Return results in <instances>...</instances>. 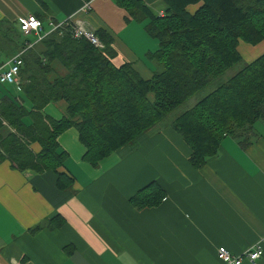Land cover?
<instances>
[{"label":"crops","instance_id":"crops-1","mask_svg":"<svg viewBox=\"0 0 264 264\" xmlns=\"http://www.w3.org/2000/svg\"><path fill=\"white\" fill-rule=\"evenodd\" d=\"M141 1L154 14L165 10L163 0ZM80 6L81 0H0V64L27 43L24 55L33 50L45 60L43 37L25 36L19 27L22 17L35 15L43 33L70 17L94 32L102 29L112 38L116 66L130 63L144 79L159 70L147 57L158 47L145 31L148 19H133L115 0H91L89 13ZM238 49L250 62L264 52V40L240 42ZM51 62L48 79L66 74L58 61ZM25 65L24 59L16 92L0 84V103L18 99L30 108L23 86L31 72H24ZM66 109L64 100L43 107L55 119ZM57 141L66 151L57 170L72 179L63 189L52 170L21 171L0 159V264H221L218 247L239 254L264 235V119L243 137H224L217 153L198 167L190 163L182 137L160 122L95 166L83 160L74 127ZM30 147L40 149L36 142ZM151 181L163 188L162 200L132 205L129 198ZM242 264H264V251L254 263Z\"/></svg>","mask_w":264,"mask_h":264},{"label":"trees","instance_id":"trees-1","mask_svg":"<svg viewBox=\"0 0 264 264\" xmlns=\"http://www.w3.org/2000/svg\"><path fill=\"white\" fill-rule=\"evenodd\" d=\"M115 1L133 19H148L145 31L158 47L147 57L160 67L150 78H142L130 63L116 66L111 61L112 38L104 30H95L104 44L98 49L84 38L73 39L65 27L41 39L45 60L33 50L22 54L23 70L31 72L23 86L30 108L18 99L0 103V159L21 171L52 170L60 189L72 181L57 170L66 157L57 141L64 130L76 129L83 160L95 166L239 62L240 42L254 45L264 40V0H163L161 15L141 0ZM190 5L198 6L190 11ZM52 60L67 72L50 80L45 73ZM58 100H64L67 109L55 119L43 107ZM260 119H264V52L168 125L187 143L189 161L198 167L217 153L224 137H243ZM35 142L38 152L30 147ZM163 195V188L151 181L129 201L138 208L155 206Z\"/></svg>","mask_w":264,"mask_h":264},{"label":"built area","instance_id":"built-area-1","mask_svg":"<svg viewBox=\"0 0 264 264\" xmlns=\"http://www.w3.org/2000/svg\"><path fill=\"white\" fill-rule=\"evenodd\" d=\"M90 2L91 0H81L80 11H82L83 13H89L91 9ZM19 27L23 35L26 36L34 33L38 38L44 37L51 31L69 27V35L73 39L84 38L95 48L99 49L104 47L103 42L93 30L86 28L82 21L73 19L71 17L63 22L51 24L50 29L47 33H43L42 21L35 15H27L25 17H22L19 20ZM30 46L31 44L27 43L25 47L18 53H16L11 59L6 61L5 63L0 64V84H16L20 67L23 65V51ZM263 251L264 235L257 239L242 253L233 254L229 252L225 247L221 246L218 247L216 255L221 264H242L244 260L254 263L261 257Z\"/></svg>","mask_w":264,"mask_h":264},{"label":"rangeland","instance_id":"rangeland-1","mask_svg":"<svg viewBox=\"0 0 264 264\" xmlns=\"http://www.w3.org/2000/svg\"><path fill=\"white\" fill-rule=\"evenodd\" d=\"M244 43V42H243ZM246 62H249L244 56H242V59L235 63L233 66L228 68L224 73H222L217 78L211 80L208 82L204 88L201 90L195 92L192 96H190L188 99H186L184 102L179 104L176 108L171 110L169 113H167L163 118L162 121H160L161 124H169L171 121L182 111L192 107L199 99H201L203 96L208 94L211 90H213L216 86L219 84L225 82L229 77H231L234 73H236L239 69H241ZM13 89V92H16V85L11 86ZM248 133V132H247Z\"/></svg>","mask_w":264,"mask_h":264}]
</instances>
